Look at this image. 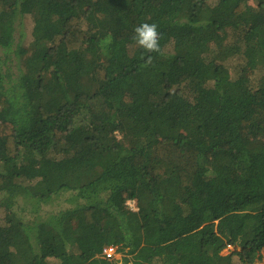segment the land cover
Returning a JSON list of instances; mask_svg holds the SVG:
<instances>
[{
	"label": "trees",
	"instance_id": "16d2710c",
	"mask_svg": "<svg viewBox=\"0 0 264 264\" xmlns=\"http://www.w3.org/2000/svg\"><path fill=\"white\" fill-rule=\"evenodd\" d=\"M0 211V264L263 262L264 0H0Z\"/></svg>",
	"mask_w": 264,
	"mask_h": 264
},
{
	"label": "clouds",
	"instance_id": "9594fccd",
	"mask_svg": "<svg viewBox=\"0 0 264 264\" xmlns=\"http://www.w3.org/2000/svg\"><path fill=\"white\" fill-rule=\"evenodd\" d=\"M133 39L148 52H160V33L155 23H143L134 28Z\"/></svg>",
	"mask_w": 264,
	"mask_h": 264
},
{
	"label": "rangeland",
	"instance_id": "374dc122",
	"mask_svg": "<svg viewBox=\"0 0 264 264\" xmlns=\"http://www.w3.org/2000/svg\"><path fill=\"white\" fill-rule=\"evenodd\" d=\"M25 20H27L26 21V25L24 24V29H25V36H26V38H25V40H26V42H28V41H30V38H31V30H32V26H33V21H32V18L30 17V16H27L26 18H25ZM24 20V21H25ZM21 30H23V26L21 27V25H19L18 26V29H17V34H16V38H17V40H19V38H21ZM232 70H235V67L234 68H232ZM14 74H17V71L14 69V72H13ZM174 123H176V124H179L180 122H179V117L178 116H176V117H174ZM58 203H62V205H63V203H64V199L62 198V199H60L59 200V202ZM69 206V205H68ZM45 207V206H44ZM67 207V205H63V208H66ZM44 210H50L49 209V207L48 206H46L45 207V209ZM51 211V210H50ZM53 211V210H52ZM0 216L2 217V213H1V211H0ZM241 251V249L240 248H236V247H229L228 249H226V250H224V251H222L219 255H218V257H224V256H227V255H229V254H232V253H237V252H240ZM117 259V262H118V264H124L123 263V261H122V256L121 255H118V257L116 258ZM257 264H264V261L263 262H260V263H257Z\"/></svg>",
	"mask_w": 264,
	"mask_h": 264
},
{
	"label": "built area",
	"instance_id": "2783aa9c",
	"mask_svg": "<svg viewBox=\"0 0 264 264\" xmlns=\"http://www.w3.org/2000/svg\"><path fill=\"white\" fill-rule=\"evenodd\" d=\"M134 211H136L137 209L135 208V203L133 202H130L128 204ZM104 256L105 258L111 260V259H116L118 257V254H117V250L116 248H107L105 249L104 251Z\"/></svg>",
	"mask_w": 264,
	"mask_h": 264
}]
</instances>
